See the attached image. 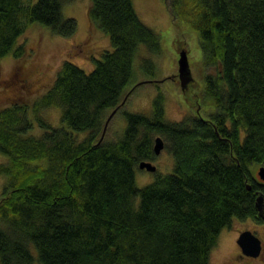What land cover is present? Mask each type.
<instances>
[{
    "label": "trees",
    "instance_id": "obj_1",
    "mask_svg": "<svg viewBox=\"0 0 264 264\" xmlns=\"http://www.w3.org/2000/svg\"><path fill=\"white\" fill-rule=\"evenodd\" d=\"M71 0H0V58L18 44L28 22L70 37L77 21L62 6ZM175 23L197 33L205 73L202 100L214 107L208 118L166 119L160 91L151 115L125 113L118 141L98 142L107 108L121 106L134 83L139 45L161 51L160 38L137 16L132 0H89V19L108 36L110 48L85 72L67 60L52 86L30 106L0 108V264H209L211 249L233 218L262 223L257 199L264 190L252 165L264 167V0H165ZM153 76L155 65L140 57ZM175 76L173 75V78ZM61 107L70 130L88 131L76 141L52 127L42 109ZM43 132L25 135L32 122ZM117 108V109H118ZM160 136L173 155V171L137 188L134 170L155 158ZM46 160L45 164L35 161Z\"/></svg>",
    "mask_w": 264,
    "mask_h": 264
},
{
    "label": "rangeland",
    "instance_id": "obj_2",
    "mask_svg": "<svg viewBox=\"0 0 264 264\" xmlns=\"http://www.w3.org/2000/svg\"><path fill=\"white\" fill-rule=\"evenodd\" d=\"M37 0H23L24 5H32ZM137 16L145 25L152 28L160 38L161 51L150 54L144 45H139L134 57V76L131 80L136 87L132 91L128 86L120 100L121 106L107 123L104 133V142L118 141L123 137L126 129L125 113H143L149 116L152 108V99L162 92L165 101V116L169 122L182 120L184 116L200 115L208 118L215 112L208 100H202L201 92L204 85L205 73H214L215 68H202V57L196 31L183 22H177L170 15L165 0H132ZM89 0H71L62 6L66 18L77 21L76 32L70 37L54 35L40 22H28L23 34L18 38L16 47L25 44V56L16 61L12 51L0 58V108L13 103H25L30 106L41 98L42 94L50 89L57 72L64 60L73 62L85 72L94 68V60L101 58L104 49H109L108 36L99 29L88 16ZM181 49L186 50L191 83L185 90L180 88L178 79V56ZM149 57L155 65L153 76L146 75L140 69V57ZM175 76L174 78L172 76ZM113 109L107 108L103 115L105 119ZM41 117L54 128L60 127L71 132L75 142L86 138L88 131H73L61 121V107L54 106L42 109ZM27 117L32 122V128L25 134L38 136L43 132L33 116L32 107L29 108ZM164 144V143H163ZM8 157L0 152V164L6 163ZM46 160L33 163L45 164ZM156 166L154 172L135 168V186L151 183L156 175H163L173 171V155L168 149L162 148L155 158L148 160ZM257 165H252L250 171L255 179L258 177ZM7 176L0 175V195L6 184ZM250 231L261 240L262 252L259 259H246L237 245V237L242 231ZM209 264H264V225L257 223L252 218H233L228 226L223 227L218 236L216 245L211 249ZM34 264L37 262L36 251L31 247Z\"/></svg>",
    "mask_w": 264,
    "mask_h": 264
},
{
    "label": "water",
    "instance_id": "obj_3",
    "mask_svg": "<svg viewBox=\"0 0 264 264\" xmlns=\"http://www.w3.org/2000/svg\"><path fill=\"white\" fill-rule=\"evenodd\" d=\"M179 60H178V79H180V88L182 90H185L187 88V86L191 83L192 81V77H191V71L189 68V63H188V57H187V52L184 49H181L179 51V56H178ZM173 77V76H172ZM118 108V107H117ZM117 108L113 109L112 112L109 114V116L107 117L105 123H104V128L103 131L101 133V137L99 139L98 142L102 141L104 138V133L106 131L107 128V123L110 120V118L114 115V113L117 111ZM153 152L155 155L159 154L160 151L162 150V148L164 147L163 144V139L160 136H157L154 139V143H153ZM137 167H139V169H145L149 172H154L156 170V166L149 162V161H144L142 160ZM258 177L259 179H261L262 181H264V167L263 166H259L258 169ZM261 198L262 195H260L257 199V208L260 211V206H261ZM237 245L238 247L241 249V252L249 257H257L261 250V240L256 237L252 232L246 230V231H242L239 236L237 237Z\"/></svg>",
    "mask_w": 264,
    "mask_h": 264
},
{
    "label": "flooded vegetation",
    "instance_id": "obj_4",
    "mask_svg": "<svg viewBox=\"0 0 264 264\" xmlns=\"http://www.w3.org/2000/svg\"><path fill=\"white\" fill-rule=\"evenodd\" d=\"M259 183H262L263 185H264V181H260ZM261 195H262V198H261V206H260V211H259V215H262V223H263V225H264V190H263V192L261 193ZM261 223V224H262ZM261 252H262V250H261ZM261 252H260V254L257 256V257H249V256H246V255H244L243 254V256L246 258V259H251V260H253V259H259V257H260V255H261ZM242 253V252H241Z\"/></svg>",
    "mask_w": 264,
    "mask_h": 264
}]
</instances>
